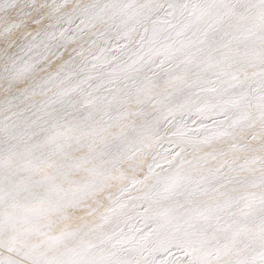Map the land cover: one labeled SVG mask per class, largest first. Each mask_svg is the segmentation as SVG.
<instances>
[{"label":"snow or ice","instance_id":"obj_1","mask_svg":"<svg viewBox=\"0 0 264 264\" xmlns=\"http://www.w3.org/2000/svg\"><path fill=\"white\" fill-rule=\"evenodd\" d=\"M0 264H264V0H0Z\"/></svg>","mask_w":264,"mask_h":264}]
</instances>
